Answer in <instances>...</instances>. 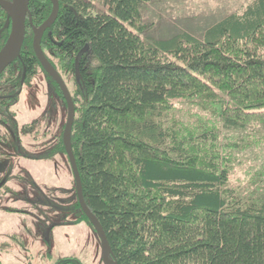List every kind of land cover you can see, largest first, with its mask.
Here are the masks:
<instances>
[{
  "label": "trees",
  "instance_id": "trees-1",
  "mask_svg": "<svg viewBox=\"0 0 264 264\" xmlns=\"http://www.w3.org/2000/svg\"><path fill=\"white\" fill-rule=\"evenodd\" d=\"M152 1L58 0L43 32L45 57L74 87L71 148L85 203L116 264H264V165L245 168L244 183L231 176L244 165L241 150L264 144V0L212 22L200 39L148 37ZM28 8L38 27L52 3ZM6 17L0 6V30ZM26 23L20 58L0 74V146L14 151L0 161L40 122H16L20 89L38 70L51 80ZM1 174L0 191H10Z\"/></svg>",
  "mask_w": 264,
  "mask_h": 264
},
{
  "label": "rangeland",
  "instance_id": "rangeland-1",
  "mask_svg": "<svg viewBox=\"0 0 264 264\" xmlns=\"http://www.w3.org/2000/svg\"><path fill=\"white\" fill-rule=\"evenodd\" d=\"M248 1L153 0L144 8L145 18L154 23L146 35L166 38L183 31L200 39L204 28ZM66 84L74 97L72 83ZM58 89L38 70L20 89L11 109L18 125L33 119L40 122L31 132H20L17 154L0 161L1 181L9 176L6 186L10 189L4 186L0 191L1 264H55L65 257L81 258L86 243L96 237L75 206L73 172L66 154L57 149L67 115ZM9 143L0 146L5 156L14 152ZM239 157L244 165L231 175L235 184L246 181L245 168L264 165V144L241 150Z\"/></svg>",
  "mask_w": 264,
  "mask_h": 264
},
{
  "label": "water",
  "instance_id": "water-1",
  "mask_svg": "<svg viewBox=\"0 0 264 264\" xmlns=\"http://www.w3.org/2000/svg\"><path fill=\"white\" fill-rule=\"evenodd\" d=\"M11 3H6L4 0H0V6L2 9L7 12V17L4 23V27L0 30V33L4 31L5 28H10L9 36L5 40V43L1 46L0 49V74H2L6 67L13 63L17 58H20V52L22 49V44L25 39L26 31V20L28 18V23L32 29V46L35 57H37L41 67L44 69L46 74L54 80L57 84L59 90L62 93L64 102H66V120L64 123V129L62 132V142L63 148L69 160L71 171L73 172V181L75 183V194L77 196V203L80 206L85 217H87L91 227L95 230L98 239H100V247L102 251V258L105 264H116L112 256V250H110L108 239L106 238L105 232L101 227L98 219L90 211L88 205H86L84 200V195L82 194V182L80 180L79 171L77 170L76 160H74L73 151L71 148V131L73 127V122L75 118V107L74 102L72 101L70 91L67 88L65 81L61 78L60 74L51 66L47 57H45L41 40L43 32L54 23L58 12H59V2L58 0H50L52 3V8L50 15L42 21V23L36 27L31 23V16L29 11V2L30 0H10ZM11 4V5H10ZM79 55L76 57L75 67ZM24 69V68H23ZM25 76V69L22 74L21 81L23 82ZM50 226V228H52Z\"/></svg>",
  "mask_w": 264,
  "mask_h": 264
},
{
  "label": "flooded vegetation",
  "instance_id": "flooded-vegetation-1",
  "mask_svg": "<svg viewBox=\"0 0 264 264\" xmlns=\"http://www.w3.org/2000/svg\"><path fill=\"white\" fill-rule=\"evenodd\" d=\"M84 52H85V48L81 52H79V54H78L79 57ZM77 61H79V59ZM77 63H79V62H77ZM77 67L78 68L76 69L75 72L77 74L78 83L80 84V83H82V78H81V74H80V71H79L80 67H79L78 64H77ZM80 211H81V209H80ZM87 221H88V219H87ZM87 221H86V223H87ZM94 233L96 235L95 230H94ZM96 237H97V235H96ZM96 237L94 239L96 243L94 242V240H91V243H86V245L84 246V248H83V252H84L83 253V257L80 258L78 256L77 257L72 256V257L75 258L76 263H78V264H105L103 262V258H102V251H101V247H100V239H97L98 237L97 238Z\"/></svg>",
  "mask_w": 264,
  "mask_h": 264
},
{
  "label": "bare ground",
  "instance_id": "bare-ground-1",
  "mask_svg": "<svg viewBox=\"0 0 264 264\" xmlns=\"http://www.w3.org/2000/svg\"><path fill=\"white\" fill-rule=\"evenodd\" d=\"M11 5V4H10Z\"/></svg>",
  "mask_w": 264,
  "mask_h": 264
}]
</instances>
